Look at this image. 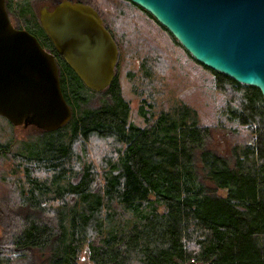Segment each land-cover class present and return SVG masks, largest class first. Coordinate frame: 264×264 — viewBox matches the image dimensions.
<instances>
[{
	"label": "trees",
	"instance_id": "16d2710c",
	"mask_svg": "<svg viewBox=\"0 0 264 264\" xmlns=\"http://www.w3.org/2000/svg\"><path fill=\"white\" fill-rule=\"evenodd\" d=\"M73 1L95 8L118 46L93 0ZM24 5L20 15L36 22V10ZM56 62L71 118L52 132L13 126L33 129L21 148L0 142V157L15 167L11 193L0 195V264H78L83 247L92 264H264V99L257 88L198 62L217 90L237 97L224 118L252 133L250 143L222 154L216 129L192 107L154 114L141 105L145 125L138 126L116 75L95 92L60 56ZM88 144L102 149L94 162Z\"/></svg>",
	"mask_w": 264,
	"mask_h": 264
},
{
	"label": "water",
	"instance_id": "95a60500",
	"mask_svg": "<svg viewBox=\"0 0 264 264\" xmlns=\"http://www.w3.org/2000/svg\"><path fill=\"white\" fill-rule=\"evenodd\" d=\"M164 27L203 66L264 99V0H129ZM56 53L82 84L104 90L116 75L118 46L98 11L60 0L39 11ZM0 115L13 126L55 131L71 118L53 54L14 28L0 0Z\"/></svg>",
	"mask_w": 264,
	"mask_h": 264
},
{
	"label": "rangeland",
	"instance_id": "374dc122",
	"mask_svg": "<svg viewBox=\"0 0 264 264\" xmlns=\"http://www.w3.org/2000/svg\"><path fill=\"white\" fill-rule=\"evenodd\" d=\"M14 2L16 11L20 5L26 4L25 7L29 6L31 11L37 12V4L44 0ZM93 3L118 39L116 76L121 96L130 106L131 122L138 126L145 125L138 114L141 105L156 114L161 109L186 104L195 109L200 122L216 129V144L220 153L226 154L233 147L240 148L251 142L249 129L247 131L246 127L224 118L225 105L233 104L231 102L237 101V97L230 98L229 88V93L217 90L214 76L198 65L154 19L130 1L93 0ZM31 133L33 129L14 128L0 115V142H10L13 150L24 146L22 140ZM87 151L89 159L94 162L102 149L88 144ZM14 169L10 160L0 157V195L11 193L12 185L8 181L15 178L12 173ZM78 264H92L87 257L86 247L82 249Z\"/></svg>",
	"mask_w": 264,
	"mask_h": 264
},
{
	"label": "flooded vegetation",
	"instance_id": "af4514ba",
	"mask_svg": "<svg viewBox=\"0 0 264 264\" xmlns=\"http://www.w3.org/2000/svg\"><path fill=\"white\" fill-rule=\"evenodd\" d=\"M71 1H73V0H71ZM37 5H38V10L36 12V22H31L28 19H24L22 17V15H20L21 13H19L18 10L16 11L14 2L11 3L9 0H4V7H5V10H6V13H7V16H8V19H9L11 25L18 30L28 31L29 33L34 35L40 43H42V42H44V40L40 36H41V32H43V29L39 23V18H38L39 11H40L41 7H43V6H46L48 9H50L54 4H52L50 2L49 3L48 2H42V3L37 4ZM27 10H30L29 6L24 8V11H27ZM111 35H112V33H111ZM52 54L54 55L55 59H58L59 55L56 53V51L52 52Z\"/></svg>",
	"mask_w": 264,
	"mask_h": 264
}]
</instances>
